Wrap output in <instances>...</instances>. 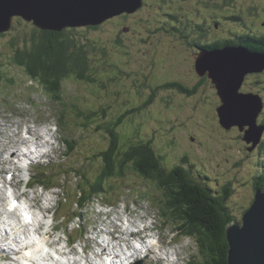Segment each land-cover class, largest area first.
Returning <instances> with one entry per match:
<instances>
[{"label":"rangeland","instance_id":"obj_1","mask_svg":"<svg viewBox=\"0 0 264 264\" xmlns=\"http://www.w3.org/2000/svg\"><path fill=\"white\" fill-rule=\"evenodd\" d=\"M232 3L238 6L230 8V13L238 14L242 21L226 19L222 12L213 16L212 6L202 0H146L139 10L115 16L113 21L101 24L103 26L98 30L76 28L72 32L74 39L89 37L104 45L106 55L92 52L93 64L97 67L96 77L100 82L71 76L62 83L58 93L30 80L24 69L12 63L14 50L18 45L23 46L35 28L31 23H17V27L0 37V73L4 76L0 78V123L5 127L9 125L6 133L0 131L3 134L0 143L5 136L18 132V124L20 127L22 122H28L29 127L38 131L49 127L48 132L56 139L58 137L55 145L51 149L49 147L53 150L52 157L47 158L45 164L49 163H41L37 168L39 174L46 175L43 181L32 180L33 172L23 164L19 172L22 182L13 186L14 200L22 198L32 204L38 220L35 221L30 209L20 206L21 213L27 218L24 220L30 224V227H25L30 236L28 239L23 229L18 232L17 241L23 253L20 254V262L13 264H101L100 244L124 258L125 252L129 255L131 250L122 233L127 231V227L132 233L131 228L136 230L147 220L160 227L152 232L151 242L157 243L161 234L166 237L161 245H155L166 257L162 264H173L172 261L176 264L212 263L201 253L194 238L181 236L175 231V224L163 218L159 205L162 206L164 190L158 182L134 171L132 159L131 165L125 160L124 168L118 166L116 171L103 175L100 153L108 146V130L112 123L130 112L128 110L132 106H139L136 112L128 113L115 127L121 143L115 156L120 161L124 160L125 150L129 147L150 142L166 169L183 164L191 171L190 176L194 180L207 184L220 194L223 187L230 184L232 193L226 204L234 217L233 222L242 223L244 212L255 198V177L264 170V150L261 148L264 134L259 145L248 151L251 144L246 143L237 127L227 130L220 124L217 109L221 100L208 75H202L196 69L198 46L194 44L199 41L197 38L202 37L198 36L202 30L205 38L200 42L205 45L208 37L222 41L227 37L240 36L235 34L249 27L252 20L264 22V0H259L258 16L254 15L258 11L245 16L243 1L233 0ZM257 3L255 1L251 6H257ZM123 14L131 16L124 18ZM14 39L15 45L10 46ZM263 71L247 74L241 91L259 94L264 100ZM170 82L175 87H170ZM179 84L190 93L181 91ZM138 99L152 102L142 106L137 104ZM103 112H107L106 118ZM263 119L264 109L258 118L260 126ZM66 138L70 140L65 142ZM9 140L4 141V146L10 143ZM67 142L71 144L70 149ZM0 155L4 156V150H0ZM5 175L10 178V175ZM0 176L5 177L4 174ZM27 182L30 184L28 187ZM101 183L104 185L100 189ZM34 184L49 198L47 205L52 207L45 219L42 218L45 209L41 212L31 199L33 190L30 187ZM1 188L6 190L0 209L7 211L13 200L8 189L13 191L3 187L2 183ZM25 190L30 195H24ZM81 195L86 198L79 200ZM74 211L80 215L69 222L67 218ZM14 212V216L19 217L18 208ZM6 216L0 218V232H12L11 223L8 225L12 217ZM38 223L42 225L40 230L46 233V237L43 236L45 242L54 245L47 246L49 249L45 253H39V246L44 249L45 244L37 232ZM32 234L38 236L39 244L35 243ZM68 234L76 239L70 249L67 248V239L71 241ZM133 243L138 249L139 244ZM9 245L18 247L13 240ZM9 245H5L6 251ZM120 248L122 251L119 252ZM166 250L168 256L165 255ZM176 252L181 254L180 257ZM147 256V251L142 250L140 258H131L122 264H159L155 259L148 260ZM111 259L114 264L121 263L118 258ZM1 264L12 263L5 261Z\"/></svg>","mask_w":264,"mask_h":264},{"label":"trees","instance_id":"obj_2","mask_svg":"<svg viewBox=\"0 0 264 264\" xmlns=\"http://www.w3.org/2000/svg\"><path fill=\"white\" fill-rule=\"evenodd\" d=\"M232 2L227 0L213 2L211 4L212 10L214 11L213 16L216 17V14L222 12L227 17L226 19L242 21L240 20L242 18L238 14L230 13V8H236L235 6H238ZM243 13L245 14V11ZM113 18L104 22L103 25L113 21ZM17 23L19 25H21L20 23L26 25L30 22L24 21L22 18H15L13 27H17ZM31 24L34 26L33 23ZM103 25L88 26L86 28L98 30ZM34 27L33 32L30 34L31 36L25 40L23 46L18 45L17 49L14 50V54L11 56L12 63L24 69L30 80L38 81L55 93L61 90L62 83L71 76L79 80L100 82L99 78L96 77L97 67L93 64L92 52H100L106 55L107 53L103 49L104 45L102 43L89 37L80 40L74 39L72 32L76 28L73 27H66L62 31L42 30L36 26ZM124 31L126 30L124 29ZM204 32L202 30L201 35H198L202 37L197 38L199 41L194 42V44H198V48L215 49L240 44L250 50L264 52V39H262L260 46L255 45L259 42L255 41L253 37L247 36L250 33L249 30H245L242 33L243 39L238 38L234 41H221L215 38L210 40V37H208L209 40L207 43L201 45L202 42L200 40H204L205 38ZM8 33L4 32L0 34V37ZM14 42L15 39L10 42V46ZM117 43L115 41V44ZM3 77L2 73H0V78ZM168 85L175 87V84H172V82ZM180 90L190 93L183 85H180ZM151 102L152 100L143 102L138 99L137 104L146 106ZM137 107L132 106V109L128 110L130 111L128 113L136 112ZM103 113L106 118L107 112ZM128 113L120 116L109 127L108 146L104 152L102 151L103 154L102 152L100 153L103 161V164H101L103 175L116 171L118 166L124 168L122 164L125 160L131 165L130 161L132 159L134 171L143 175L146 179L158 182L159 186L164 190V200L161 201L162 206L159 205L163 218L168 222L174 223L175 231L180 233L181 236L194 238L204 257L211 259L212 263L210 264H228L227 255L229 245L226 237V227L234 220L230 207L226 204V199L232 193L230 184L225 185L223 187L224 191L220 194L218 190L212 189L207 184L194 180L190 176L191 171L187 170L183 164L173 165L172 168L166 169L161 164V156L159 154L157 155L150 142L129 147V149L125 150V159L120 161L115 156L118 146L121 147L120 137L117 131H115V127L121 123L123 117L128 115ZM261 123L264 125V119ZM67 144L69 143L67 142ZM70 147L71 144L68 145L69 149ZM261 148L264 150V142L261 144ZM127 152L129 153L127 154ZM38 176L43 181V176L46 175L41 173ZM50 179L52 180V178ZM83 180L84 178L82 177L81 181L83 182ZM104 183L100 184V189ZM254 187L255 189L264 187V171L255 178ZM79 198V200L81 198L85 199L86 196L81 195ZM79 215H74L72 219ZM156 227L158 229L157 225Z\"/></svg>","mask_w":264,"mask_h":264},{"label":"water","instance_id":"obj_3","mask_svg":"<svg viewBox=\"0 0 264 264\" xmlns=\"http://www.w3.org/2000/svg\"><path fill=\"white\" fill-rule=\"evenodd\" d=\"M144 0H0V34L9 32L15 18L31 22L42 30L62 31L66 27L99 26L124 12L142 7ZM126 30V29H125ZM256 67H260L256 69ZM200 74L215 84L221 105L220 124L237 127L253 151L260 143L264 126L258 124L264 102L259 94L240 88L249 73L264 70V52L234 45L202 50L196 60ZM245 94V95H244ZM228 264H264V187L243 214L242 223L226 227Z\"/></svg>","mask_w":264,"mask_h":264},{"label":"bare ground","instance_id":"obj_4","mask_svg":"<svg viewBox=\"0 0 264 264\" xmlns=\"http://www.w3.org/2000/svg\"><path fill=\"white\" fill-rule=\"evenodd\" d=\"M239 90H240V92H242L241 88ZM263 109H264V107H263ZM22 123H21L20 127H19L20 124H18V128L20 129L18 132L12 134V136L10 134L8 135V137L5 136L3 138L4 139L3 142L0 143V150L1 149L4 150V156L0 155V163L2 164V169H0V174L1 175L4 174V176H5V174H8V172H12V177H13V180L15 181L13 183V181H8L5 179V177L0 176V183H2L3 187H5V188L9 184H11V186H19V184L22 182V175L19 173L20 171H22V168H23V165L21 164V160H23L25 158V159H32V161H34L33 158L35 157L37 160L36 161L37 164H40V163L45 164V161L47 158L51 159V157H52L51 152L53 150L51 151L50 149H51V147H53L55 145V143L57 142L56 140H58V137L56 139V137H54L53 134L48 132L49 127L43 128L42 130L40 129L41 131H38V130H36V128L34 129L33 127H29L28 122L23 123V125H22ZM3 124L4 123H0V131L3 130V131H5L4 133H6L7 128H9L8 127L9 125L5 123L7 125V127H5V125H3ZM46 129H48V130H46ZM25 132H27L26 133L27 135H25ZM263 134H264V132H263ZM8 139H10L9 140L10 143L7 146H4V141H6ZM31 146H34V149H30ZM49 147H50V149H49ZM25 148H26V150L24 152ZM47 163H49V162H47ZM47 163L45 165H47ZM37 176L38 175H33L32 180L38 179L41 181L40 177L39 176L37 177ZM32 184H33V182H32ZM28 186H30V184H28V182H27L26 187H28ZM5 190H4V188L0 189V201H3L5 199V194H4ZM32 190H33V195H32L31 199H32V201H34L35 203L38 204L39 210L41 212H43V210L45 209V216H44V214L42 216V218L45 219L48 216V214H50L52 211V207H49L47 205V201H49V198L45 195V193L43 191L41 193V191L37 188L36 184H34V186L32 187ZM23 194L27 195V196L30 195L28 190H25L23 192ZM14 205L15 204L12 203L10 210L8 209L7 211L5 208L0 209V218H4V216H6V214L9 215L10 218L12 217V219H11L12 222H10L11 220L8 221V218H7L8 224L11 223V225L13 226V232L12 233L8 232V230H7L9 235L0 236V261H2V262L10 261V263H12V264L13 263H19L21 260L20 254L23 253L21 246H19V244H18V241H19L18 232L21 229H23L25 231L28 239L30 236L28 230L25 228L26 226L30 227L29 222L25 221V220H27V218L23 215L18 214V213L17 214L19 215V217L14 216L16 213V212H14L16 210V207H13ZM27 208L30 209L33 218L35 219V221L38 222L37 215L34 211L33 205L28 202ZM77 212L78 211H74L73 214H75ZM162 221H163V219H162ZM166 224L168 225V223H166ZM156 225H157V223H156ZM39 226H42V225L39 224ZM152 230H153V225L151 223H146V225H144L142 228H140L138 230L131 228L132 233L130 232V227H127V231H124L122 233V235L125 236L124 241L127 242L128 248L131 250V254L129 255V257L133 256V257H136V259H138V258H140V252L142 250H146L148 253V256H147L148 260L155 259V260H157V262L159 264H162V262L164 261V259L166 257H163V254L159 250H157V247L155 245H158V244H155V242H151L149 240L150 237L152 236V234L148 233V231L150 232ZM2 234L3 233L1 231L0 235H2ZM162 235L163 234H161V236H160L161 241L165 240V238H166V237H163ZM114 237L117 239L119 238L118 235H115ZM134 237H136L137 242H139L141 244V246L138 249H136L134 247V243H133ZM10 240H13L14 243H16L18 245V247L17 248L11 247L9 245ZM162 242H165V241H162ZM50 244L53 245L52 243H50ZM5 245H9L8 246L9 249L7 251H5L6 250L5 248L7 247ZM99 246L102 248V252L99 253L101 255V257H103L104 255L114 256V257H117V258L123 260L122 263H124V261L126 262L127 260H129V258L126 255L123 258L121 256V254L117 253L114 250H110L105 245L103 246L102 244H100ZM158 248L161 251L163 250L162 246H158ZM176 254L179 257L181 255L179 252H176ZM165 255H167V256L169 255L168 250L165 251ZM2 262H0V264ZM89 264H95V263L90 262ZM111 264H114V261H112ZM130 264H132V263H130Z\"/></svg>","mask_w":264,"mask_h":264},{"label":"flooded vegetation","instance_id":"obj_5","mask_svg":"<svg viewBox=\"0 0 264 264\" xmlns=\"http://www.w3.org/2000/svg\"><path fill=\"white\" fill-rule=\"evenodd\" d=\"M146 1V0H145ZM217 0H202V2H205L206 4H209L211 6V4L213 2H215ZM227 1H233V0H227ZM243 1L245 3L244 9H245V16H250L252 13L258 11L259 13H255V16H258L260 14V6H259V0H240ZM255 1H257V6H251ZM264 10V9H263ZM128 16H131V14H125L122 15V17L126 18ZM181 15H179L180 17ZM262 20V19H261ZM264 23V22H263ZM262 22L258 21H253L250 22L249 27L246 28V30H249L250 33H248L247 36H251L253 37V39H255V41H258V44L255 45H259L262 44V39H264V25ZM253 29V30H250ZM198 46V44H195ZM264 73V71L262 72ZM243 92V91H242Z\"/></svg>","mask_w":264,"mask_h":264},{"label":"snow or ice","instance_id":"obj_6","mask_svg":"<svg viewBox=\"0 0 264 264\" xmlns=\"http://www.w3.org/2000/svg\"><path fill=\"white\" fill-rule=\"evenodd\" d=\"M25 215H27V214H25ZM29 219H30V217H29Z\"/></svg>","mask_w":264,"mask_h":264}]
</instances>
